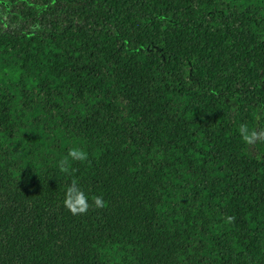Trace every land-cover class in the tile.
<instances>
[{"label": "trees", "instance_id": "1", "mask_svg": "<svg viewBox=\"0 0 264 264\" xmlns=\"http://www.w3.org/2000/svg\"><path fill=\"white\" fill-rule=\"evenodd\" d=\"M0 5V264H264V0Z\"/></svg>", "mask_w": 264, "mask_h": 264}, {"label": "clouds", "instance_id": "2", "mask_svg": "<svg viewBox=\"0 0 264 264\" xmlns=\"http://www.w3.org/2000/svg\"><path fill=\"white\" fill-rule=\"evenodd\" d=\"M239 133L242 140L247 144H253L257 140L264 141V132H257L255 130L249 131L247 124L239 126ZM69 158L74 161H86L88 159L87 153L80 148H70L66 157L59 161L60 171L70 174ZM93 203L96 208H103L105 201L102 196L93 198ZM65 206L72 212L73 215L86 214L90 208L87 195L79 188L77 181L72 180L71 184L66 190ZM235 217L228 216L226 223H234Z\"/></svg>", "mask_w": 264, "mask_h": 264}, {"label": "rangeland", "instance_id": "3", "mask_svg": "<svg viewBox=\"0 0 264 264\" xmlns=\"http://www.w3.org/2000/svg\"><path fill=\"white\" fill-rule=\"evenodd\" d=\"M65 10L61 9L57 14L46 12L38 17V20L25 18L18 15L12 8L0 5V29L3 32H18L22 29L29 32H46L48 29L60 27L68 20Z\"/></svg>", "mask_w": 264, "mask_h": 264}]
</instances>
